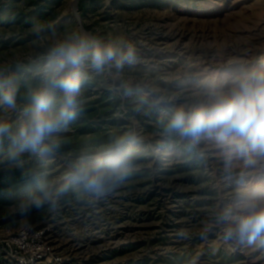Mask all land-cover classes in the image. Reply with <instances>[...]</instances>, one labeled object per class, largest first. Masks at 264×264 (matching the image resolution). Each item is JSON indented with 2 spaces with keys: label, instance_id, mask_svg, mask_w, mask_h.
Returning a JSON list of instances; mask_svg holds the SVG:
<instances>
[{
  "label": "rangeland",
  "instance_id": "1",
  "mask_svg": "<svg viewBox=\"0 0 264 264\" xmlns=\"http://www.w3.org/2000/svg\"><path fill=\"white\" fill-rule=\"evenodd\" d=\"M41 11L45 16L30 22ZM73 29L103 43L133 46L136 62L126 64L122 75L136 81V95L117 92L108 70L85 67L76 117L45 141L58 148L42 156L0 141V264H17L4 255L3 241L27 230L39 234L36 243L48 252L41 264H264L258 242L226 241L219 227L200 235L220 201L264 185V167L241 162L242 177L227 180L212 140L192 146L165 131L171 112L193 103L206 85L264 68V0H0V70L17 86L16 108L0 106V117L14 127L30 90L42 83L40 70L54 40ZM142 79L176 99L137 110L146 92ZM116 133L133 139L129 175L100 196L72 183L68 176L80 158L112 142L91 140ZM32 164L36 168L15 182L7 178ZM33 178L30 195L23 185ZM41 183L69 186L55 208L45 204L21 215L16 205L39 194Z\"/></svg>",
  "mask_w": 264,
  "mask_h": 264
},
{
  "label": "clouds",
  "instance_id": "2",
  "mask_svg": "<svg viewBox=\"0 0 264 264\" xmlns=\"http://www.w3.org/2000/svg\"><path fill=\"white\" fill-rule=\"evenodd\" d=\"M136 59L133 46L121 40L103 43L77 29L56 38L40 70L42 83L30 90V103L23 108L19 125L14 127L0 117V141L7 138L19 152L42 156L51 153L59 145L45 141L76 117L87 80L85 67L97 73L108 70L116 91L123 97H133L136 81L125 79L122 71ZM139 83L146 92L138 97L137 110L176 99L149 79ZM57 92L62 93L59 98ZM16 101L14 78L0 70V106L15 109ZM165 131L187 139L192 146L205 138L212 140L227 180L242 177L241 162L246 167H264V68L243 69L226 80L206 85L193 103L182 104L171 112ZM132 143V138L120 137L103 152L81 157L68 178L89 193L103 195L129 175L134 162ZM68 186L64 183L50 187L41 183L39 194L19 202L16 211L24 215L45 204L55 208ZM213 227L221 228L226 241L240 245L258 242L264 247V185L239 190L230 202L220 201L210 219L203 223L201 237ZM178 235L183 237L185 232L181 230Z\"/></svg>",
  "mask_w": 264,
  "mask_h": 264
},
{
  "label": "built area",
  "instance_id": "3",
  "mask_svg": "<svg viewBox=\"0 0 264 264\" xmlns=\"http://www.w3.org/2000/svg\"><path fill=\"white\" fill-rule=\"evenodd\" d=\"M39 234L23 231L11 235L3 241L2 251L12 262L17 264H41L48 256V252L36 243Z\"/></svg>",
  "mask_w": 264,
  "mask_h": 264
},
{
  "label": "trees",
  "instance_id": "4",
  "mask_svg": "<svg viewBox=\"0 0 264 264\" xmlns=\"http://www.w3.org/2000/svg\"><path fill=\"white\" fill-rule=\"evenodd\" d=\"M14 10H11V11H9V13H12ZM40 14H42V16H45L43 13H42V11L41 12H39L36 16L35 15H33V16H31L30 15V20H28V21H30V22H35L38 18H39V15ZM42 16H40V17H42ZM120 137V135H119V133H116V134H112V135H105V136H102V137H100V138H97V139H92L91 140V144H97V145H100V144H107V143H109V142H111V141H113V140H115V139H117V138H119ZM34 169V168H36L35 167V164H32V165H28V166H26V167H23L22 169H20V170H18V171H13V172H11V173H9L8 175H6L7 176V178L11 181V182H15V176H22L23 175V173H24V171L25 170H27V169ZM24 180V179H23ZM36 179L35 178H33V179H31V182L30 181H25V183H24V185H23V187L24 188H27L31 193H30V195H32L33 193H35V190H36Z\"/></svg>",
  "mask_w": 264,
  "mask_h": 264
},
{
  "label": "water",
  "instance_id": "5",
  "mask_svg": "<svg viewBox=\"0 0 264 264\" xmlns=\"http://www.w3.org/2000/svg\"><path fill=\"white\" fill-rule=\"evenodd\" d=\"M85 33V32H84Z\"/></svg>",
  "mask_w": 264,
  "mask_h": 264
}]
</instances>
